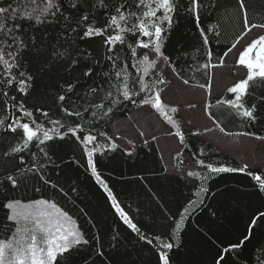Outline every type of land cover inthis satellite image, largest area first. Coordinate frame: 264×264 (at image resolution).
Wrapping results in <instances>:
<instances>
[{
    "label": "snow or ice",
    "instance_id": "obj_1",
    "mask_svg": "<svg viewBox=\"0 0 264 264\" xmlns=\"http://www.w3.org/2000/svg\"><path fill=\"white\" fill-rule=\"evenodd\" d=\"M218 5L219 0L214 4L204 0H0V207L6 210L11 237L0 239V264H96L97 258L100 264H116L112 255L105 253L103 243L94 245L100 237L89 239L80 224L55 201L41 198L24 205L13 195L29 188L34 192L51 190L65 197L78 192L75 185L65 188L59 172L52 175L60 168L58 160L84 167L105 196L119 226L134 234L137 242L151 247L156 264H173V253L181 247L178 241L186 223L204 206L210 194L208 182L215 176L246 174L253 181V195L264 201V178L250 171L247 162L232 167L197 158L195 166L200 171L173 166L170 175L188 180L195 191L178 212L169 211L165 216L168 222L164 233H154L129 215L130 206L118 199L98 171L99 157L121 148L117 143L121 137L110 134L102 125L122 108L154 110L177 127L169 111L178 113V108H169L163 100L166 88L161 85L171 81L165 79L162 66L183 86L198 87L208 98L214 86L207 79V69L222 67L228 56H234V64L245 74L226 88L227 98L217 96L215 103L226 106L230 115L247 128L264 122V95L258 91L264 90V21L253 22L244 11L246 0H238L240 33L233 43L225 45L219 63L213 64L212 41H218L221 32L202 26L200 21L203 15L219 11ZM181 12L197 24L200 42L195 51L202 55L196 60L205 62L196 63L195 68L191 65L196 61L182 51L177 53L179 60L165 51ZM29 29L31 34L26 39ZM88 43H98L99 50L81 46ZM33 60L65 74L57 81L51 105L41 103L34 94L40 69L31 71ZM181 61L188 71L202 73L205 82L192 85V78H185ZM188 106L197 107L195 103ZM211 109L207 99L201 102V114L221 133L234 140L254 138L264 142V136L251 131L227 132ZM168 134L173 135L171 129ZM175 135L183 143L181 132ZM144 143L148 144L147 139ZM128 144L132 148H125L124 154L132 158L135 146L131 140ZM65 145L79 149V157L60 156ZM149 194L160 207L163 197L151 190ZM92 226L96 227L95 222ZM262 226L264 211L258 210L235 242L217 247L213 264H264V239L252 243ZM121 235L119 231L112 235L115 243L110 242L108 247L113 252L118 250Z\"/></svg>",
    "mask_w": 264,
    "mask_h": 264
},
{
    "label": "trees",
    "instance_id": "obj_2",
    "mask_svg": "<svg viewBox=\"0 0 264 264\" xmlns=\"http://www.w3.org/2000/svg\"><path fill=\"white\" fill-rule=\"evenodd\" d=\"M204 2L214 4L216 0ZM246 3L247 8L244 11L249 18L255 23L264 21V0H246ZM237 4L238 0H219V11L201 17L202 26L216 28L221 32L220 39L212 41L213 64L219 63L222 53L226 51L225 45L233 43L237 33H240L241 13L237 11ZM177 20L178 24L165 48L166 54H171L174 59L179 60L177 53L182 51L196 61L191 65L195 68L196 63L205 62L203 59L196 60L198 55H202L195 51L200 42L197 24L184 12L178 15ZM28 34H31V29L28 30L26 39ZM81 46L87 47L89 51L99 50L98 43ZM234 59V56H228L222 67L207 69V79L214 86L213 95L208 98H205L198 87L183 86L169 69L162 66L165 79L171 81L169 85H161L166 88L163 100L169 108L173 106L178 108V113L169 111L177 127L173 128L154 110L140 111L131 106L122 108L110 121L102 125L110 134L121 137L117 141L121 148L100 156L98 171L107 180L118 199L124 205L130 206L127 209L129 215L136 221L148 225L151 232L163 234L168 222L165 216L169 211L178 212L195 191L188 180L174 174L170 175L174 165L178 166V170L200 171L195 166L197 158L232 167H242L247 162L250 171L259 173L264 178V142L254 138L234 140L233 137L221 133L218 127L213 126L211 121L201 114V102L207 99L212 105L211 110L218 117L219 124L225 126L227 132L247 130L264 136V122L247 128L230 115L226 106L215 103L217 96L221 99L227 98L229 94L226 88L245 74L243 69L234 64ZM181 66L185 69V78H192V85L205 82L206 77L202 73L188 71L183 61ZM30 68L33 72L40 69L37 72L34 94L41 98V103L51 105L57 81L65 77V74L54 68L49 69L48 65H39L34 60ZM258 91L264 95V90ZM189 103H195L197 107L189 108ZM2 115L3 113H0V117ZM205 126L212 130L207 131ZM169 129L173 135L168 134ZM177 131L181 132L183 143L180 137L175 135ZM141 132L144 133L143 136L140 135ZM152 136H155L156 140H152ZM146 139L148 144L144 143ZM129 140L135 146L132 158L124 154L125 148H132V145L128 144ZM72 149L65 145L60 149L59 155L70 158L74 154L79 157L80 150L75 149V146H72ZM201 152L205 155L201 156ZM177 153L180 154L179 157ZM57 163L60 164V168L53 170L52 175L55 177L56 172H59L60 181L65 188L75 185L78 192L65 197L51 190L34 192L29 188L13 193L21 204H30L35 199H51L80 224L89 239L94 235L100 237L99 241L93 242L94 245L98 247L99 243H103L105 253L111 254L116 264H156L157 257L151 247L137 242L134 234L119 226L117 219L109 210L105 196L84 167L59 160ZM252 183L251 177L239 172L223 173L208 182L210 194L205 199L204 206L198 208L187 221L185 231L178 241L181 247L175 249L173 253V264H213L217 247L235 242L241 236L250 216L258 210L264 211V201L253 195ZM149 190L163 197L160 207L150 198ZM5 212L6 210L0 207V239L11 238ZM93 222L96 227L92 226ZM117 231L122 235L118 250L113 252L108 245L110 242L115 243L112 241V235ZM262 239L264 226L256 230V239L252 243L255 244ZM251 246L248 245L249 249ZM96 264H100L99 258L96 259Z\"/></svg>",
    "mask_w": 264,
    "mask_h": 264
},
{
    "label": "rangeland",
    "instance_id": "obj_3",
    "mask_svg": "<svg viewBox=\"0 0 264 264\" xmlns=\"http://www.w3.org/2000/svg\"><path fill=\"white\" fill-rule=\"evenodd\" d=\"M185 93V92H184ZM184 93L182 95H184Z\"/></svg>",
    "mask_w": 264,
    "mask_h": 264
}]
</instances>
